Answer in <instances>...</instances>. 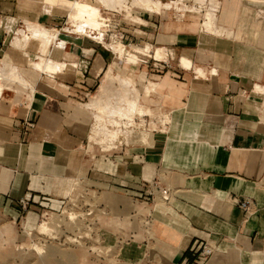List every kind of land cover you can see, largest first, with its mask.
I'll list each match as a JSON object with an SVG mask.
<instances>
[{"label": "crops", "instance_id": "1", "mask_svg": "<svg viewBox=\"0 0 264 264\" xmlns=\"http://www.w3.org/2000/svg\"><path fill=\"white\" fill-rule=\"evenodd\" d=\"M169 4L160 12L141 8L156 15L125 28L132 43L167 54L162 70L138 65L139 81L155 84L149 105L169 112L167 132L131 150L119 167L104 159L89 168L83 147L93 116L84 102L118 61L93 41L66 34L45 58L20 57L6 47L17 27L31 22L51 29L62 18L45 12L43 0H0V60L29 85L0 95V218H21L22 199L30 204L26 216L37 215L61 200L69 183L84 179L92 190L151 193L150 235L145 245L125 248L127 261L145 253L149 264H196L207 243L212 255L205 264H264V117L255 92L264 88V0ZM195 4L205 6L201 17L189 8ZM210 14L218 34L202 29ZM31 41L45 54L43 42ZM26 45L10 44L20 51ZM30 56L34 63L48 59L55 72L32 67ZM164 188L167 204L160 199ZM235 198L248 199L249 212Z\"/></svg>", "mask_w": 264, "mask_h": 264}, {"label": "rangeland", "instance_id": "2", "mask_svg": "<svg viewBox=\"0 0 264 264\" xmlns=\"http://www.w3.org/2000/svg\"><path fill=\"white\" fill-rule=\"evenodd\" d=\"M83 1L93 4L92 0ZM126 5L129 6L128 2ZM189 6L193 9V14L198 17H201L205 11L204 5ZM105 8L115 12L103 11L104 8H102L101 13L113 15L112 20L124 28L137 26V23H140L137 19L138 16L147 14L143 10L133 8L119 10ZM168 12L174 14L171 11ZM64 20L62 19L61 23ZM25 24L26 22L21 27ZM21 27H17L9 35L6 47L15 51L22 58L25 52H27V55L31 54L35 58L38 57L37 59L45 58L46 54H41L38 43L32 41L27 43L24 51L11 48L10 44L15 37V32ZM74 33L82 34L76 30ZM46 49L48 51V48ZM117 61L118 66L113 69V74L128 78L139 89L140 113L135 114L132 120L135 119V123L140 124L137 118L144 116L143 114L152 116L153 111H155L148 108H153L149 105L153 96L150 94L148 98L144 93V87L150 81L147 78H145V82L139 81L138 75L144 70H142V67L135 65V60L132 62L134 65L129 64L124 58ZM104 75L84 102L85 109L89 113L91 112L89 105L97 97L98 87L101 85ZM120 99L119 83L115 81L109 85L106 96L100 102L98 101V105L105 106L108 104L109 107H116L120 104ZM263 100L262 96V103ZM93 113L94 111L91 112L92 116ZM260 113L264 117L263 104ZM115 120L120 121L118 118H115ZM122 120L124 119L121 118ZM146 120L144 127L139 126L136 128L134 126V128H129V135H121L111 144L105 142L104 131H102L103 133L99 132L101 134L98 133L93 140H90V127L83 147L86 155V167L90 168V164L97 165L98 162L102 164L104 159H110L113 164L116 163L119 167V164L124 162V157H127L131 150L139 148L138 145L134 144L132 136L143 129L152 132L155 128L151 126L150 129L145 130L148 128V119L146 118ZM80 182L81 185L79 186H75V182L69 183L62 193L61 200L40 211L37 215L27 217V213H25L18 220L10 221L0 218V264H149L145 253H143L142 259L138 261H127L124 250L131 246L141 247V245H145L152 226L150 204L142 203L140 199L142 196L140 195L129 197L122 190H112L110 192L92 190L86 185L84 179ZM67 213H73L79 215V217L76 220L69 221ZM41 222L50 223L49 227L53 231L52 236L36 233V229ZM27 233H32V236H28ZM33 245L39 249V253L32 249Z\"/></svg>", "mask_w": 264, "mask_h": 264}, {"label": "bare ground", "instance_id": "3", "mask_svg": "<svg viewBox=\"0 0 264 264\" xmlns=\"http://www.w3.org/2000/svg\"><path fill=\"white\" fill-rule=\"evenodd\" d=\"M94 1L98 5L94 6L92 4L87 3L88 1H82V0H73V1L43 0V4H44V11L47 12L48 14L60 18H68L67 28H64L65 32L70 34H77L74 33L76 30V31H80L84 35L97 38V36L101 37L98 29L101 26L99 8L109 7V8H118L117 10H119L125 8V6L123 5L124 4L123 0H94ZM187 1L198 2L200 0H178L177 2H174V4L180 5ZM202 1H206V0H202ZM130 3L131 4L128 7H126L127 9H132V8L139 10L146 9L151 12H160L162 9L169 8L170 6L169 3H161L153 0H132V2ZM77 5H79L80 7H77ZM135 6L140 8H136ZM81 8L91 9L96 13V15L90 16V14L87 11L83 12L82 14ZM215 22L216 19L214 18V16L211 14L208 15L207 18L204 20V23L202 24V29L206 32L218 34L219 30L215 29ZM57 32L58 31L54 29L46 28L35 23L26 22V24L23 27L19 28L15 32V37L12 40L11 45L16 49H21L22 46L26 45L28 41L38 39L39 41L44 43V48H50L52 46H57L59 48L61 47V43L56 38ZM110 48L118 59L124 58L125 50L121 46L111 45ZM150 50H151L150 48L145 47V49H143L142 51L136 50L135 52L134 50L133 52H128L127 58L125 60H127L129 64L134 65V63L132 62L134 60L137 62L138 53L149 54ZM44 53L46 54L48 53V51H45ZM151 56L154 57V59H161L165 56V50H155L153 51V54ZM29 60H30V65L38 70L41 69L43 70V72L48 71V73L55 72L54 68H52L53 64L52 65L51 63L48 64L47 61L48 59L34 63V57L30 56ZM59 66L58 67L55 66L56 67L55 70L60 69L61 67L59 68ZM113 69L114 68L111 67L105 72L102 83L98 87V91H97L98 95L94 101H91L89 105L90 111L91 112L94 111L93 122L90 131V140H93L95 136L98 135L99 132L104 131L105 133L104 140L108 144H111L114 141H116V139H118V137H120L121 135L126 136L127 134H129L130 132L127 131L128 129L127 127L128 126L134 127L136 125L135 121H133L132 118L135 114L138 115L140 113L139 89H137L134 86V84L131 82V80H129L128 78L119 76L117 74L114 75ZM115 81L119 83V87H120V96H121V99L119 100L120 104L116 107H109L108 104H106L105 106L98 105V101L100 102L102 98L106 96L107 91L109 90V85H111ZM154 87L155 84L149 82L148 85L144 87L145 96H148L151 92H153ZM4 90L28 91L29 85L27 81H25V79L19 73L17 68L14 67L8 60L2 58L0 60V95ZM255 92L257 94L262 95L264 99V88L257 87L255 89ZM25 93L27 92L25 91ZM262 104L264 107V100ZM143 115L144 116L139 117L141 122H143L142 118L145 117V114ZM115 118L120 119V121H116ZM121 118L124 119L125 121L124 120L121 121ZM123 129L125 130V132ZM151 137H152V133L150 131L143 130L140 132H136L134 139L135 142H137V144L146 146L150 144ZM79 185H81V183H77V186ZM67 217L69 218V221H71V220H76L79 217V215H75L73 213H67ZM49 224L50 223L41 222L36 229V233L38 235L50 236L53 231L49 227ZM27 235L32 236V233H27ZM32 249L39 253V249L36 246L33 245Z\"/></svg>", "mask_w": 264, "mask_h": 264}, {"label": "built area", "instance_id": "4", "mask_svg": "<svg viewBox=\"0 0 264 264\" xmlns=\"http://www.w3.org/2000/svg\"><path fill=\"white\" fill-rule=\"evenodd\" d=\"M153 1L161 2V3H173V2L178 1V0H153ZM123 2H124L123 5L125 6V9H127L126 4L128 2V4L130 5L131 0H123ZM103 11L109 12L111 10L104 8ZM163 11H171L174 13L175 16L177 14L174 10H163ZM111 12H115V11H111ZM146 13L147 14H145V15L138 16L137 19L140 21V23H137V25L142 23L141 19H143V17H146V16L151 17L152 15H156V14H150L148 12H146ZM183 13H192V12L187 10V11H184ZM101 14H102V18L104 19V21L102 22V27L100 28L101 37L97 36V38H96V37H90V36L80 34V33L70 34V33L65 32L64 28H67L68 18H62L65 20L63 23H61V26H56V27H53L51 29H55L58 31L57 36H56L57 39H59L62 36V34L87 38V39L93 41L94 43L100 45L104 49L108 50L110 52V54L112 55L114 60H118V58H116V55L112 52V50L110 48L111 45H119L125 50L124 60L127 58L128 52H133L134 50H135V52H136V50L142 51L143 49H145L146 45L135 44V43H132V41H130L128 39L129 33L125 30V28L123 26H120L118 23H115V21L112 20L111 17H113V15H111L109 13H103V12ZM47 28H49V27H47ZM102 41L106 45L103 44ZM153 51H155V49H152V47H151L149 54L148 53H146V54L138 53L137 54V62L135 65H143V64L151 63V66H153L155 68V70L164 69V67L167 66V60H166L167 54L165 55L164 59L155 60L154 57L151 56L153 54ZM50 55H51V53H50ZM148 55H150V56H148ZM119 60H121V59H119ZM148 108H150V107H148ZM151 109L155 110V111H153L154 114L152 116L143 117L142 118L143 122H141L140 119L137 118L140 124L135 123L136 124L135 127L136 128L139 126L144 127L145 123L147 121L146 120V118H147L148 119V125H147L148 128L145 130L150 129L151 126H155V128L151 132L152 135L155 133H162V134L166 133L168 125H169V112L160 105L153 106V108L151 107ZM134 121H135V119H134ZM127 128H128L127 131H129V128H132V126H128ZM143 130H141V131H143ZM129 134H127V135H129ZM135 135H136V133L134 134V136ZM134 136H132L134 144L138 145V147H143L142 145L137 144V142H135ZM144 185H145V187L149 186L148 183H144ZM159 191H160L161 201L163 203H166V204L170 203L171 195H170L169 189L164 188V189H161ZM143 194L144 195L140 198L142 200V203L151 205L153 203L151 193H148V191H145V193L143 192ZM233 201L238 206V208L240 210H242L244 213L249 212L250 204H249L248 199H246V198H235ZM18 204H19L20 209L22 210L23 213H28V211L30 210V204L27 201L22 199V200H19ZM211 255H212V248L207 243H204L200 247L198 253L196 254L195 263L196 264H205Z\"/></svg>", "mask_w": 264, "mask_h": 264}, {"label": "clouds", "instance_id": "5", "mask_svg": "<svg viewBox=\"0 0 264 264\" xmlns=\"http://www.w3.org/2000/svg\"><path fill=\"white\" fill-rule=\"evenodd\" d=\"M77 7H80L79 5H77ZM85 11H87L89 14H90V16H95L96 15V13L93 11V10H91V9H83V8H81V13L83 14V12H85Z\"/></svg>", "mask_w": 264, "mask_h": 264}]
</instances>
